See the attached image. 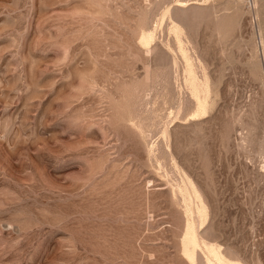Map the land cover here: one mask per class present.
<instances>
[{
	"label": "rangeland",
	"instance_id": "obj_1",
	"mask_svg": "<svg viewBox=\"0 0 264 264\" xmlns=\"http://www.w3.org/2000/svg\"><path fill=\"white\" fill-rule=\"evenodd\" d=\"M0 264H264V0H0Z\"/></svg>",
	"mask_w": 264,
	"mask_h": 264
}]
</instances>
